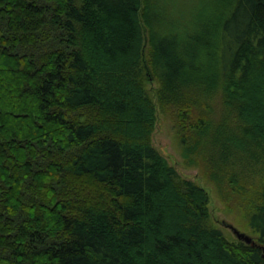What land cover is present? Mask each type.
<instances>
[{
  "label": "trees",
  "instance_id": "trees-1",
  "mask_svg": "<svg viewBox=\"0 0 264 264\" xmlns=\"http://www.w3.org/2000/svg\"><path fill=\"white\" fill-rule=\"evenodd\" d=\"M196 3L0 0V264H264V0Z\"/></svg>",
  "mask_w": 264,
  "mask_h": 264
},
{
  "label": "rangeland",
  "instance_id": "rangeland-1",
  "mask_svg": "<svg viewBox=\"0 0 264 264\" xmlns=\"http://www.w3.org/2000/svg\"><path fill=\"white\" fill-rule=\"evenodd\" d=\"M200 1V2H199ZM176 3H181V7H183L186 3L193 5L196 2L202 3V6L205 7H215V5H219L218 0H175ZM197 4V3H196ZM148 70V82H147V91L148 93L156 98V93L158 90V84L154 79V75L150 69ZM157 108L158 103L156 101ZM219 111L216 115V119L220 117ZM173 119L167 118L158 108L157 111V121L155 125V130L152 136V143L153 146L163 155L169 162L170 165L174 166L179 173L186 179H189L201 187H203L210 195V204L209 210L211 214V223L216 226L220 227L223 232L228 236L230 240L236 239L233 232L224 224L233 225L236 228H240L244 230L238 225L237 223V214L233 213L231 210L228 209L226 204H224L223 200L220 197V194L217 188L212 185L211 183L207 182L204 178V175L201 173V170L196 167H189L179 149L178 145L175 142V135H176V128ZM214 153V152H213ZM210 154V153H209ZM213 154L211 153L209 157ZM215 155V153H214ZM208 155L205 154V157ZM236 170H239L240 165L236 164L234 166ZM250 233V232H248Z\"/></svg>",
  "mask_w": 264,
  "mask_h": 264
},
{
  "label": "water",
  "instance_id": "water-1",
  "mask_svg": "<svg viewBox=\"0 0 264 264\" xmlns=\"http://www.w3.org/2000/svg\"><path fill=\"white\" fill-rule=\"evenodd\" d=\"M224 224L233 232V234L238 240L244 241L247 244H252V243L255 244L253 238L247 235L245 232L240 231L238 228L234 227L233 225L226 224V223Z\"/></svg>",
  "mask_w": 264,
  "mask_h": 264
}]
</instances>
